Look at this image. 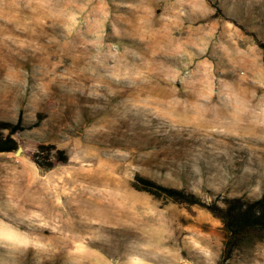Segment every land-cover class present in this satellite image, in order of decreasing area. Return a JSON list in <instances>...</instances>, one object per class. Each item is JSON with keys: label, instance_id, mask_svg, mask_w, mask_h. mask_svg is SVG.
I'll list each match as a JSON object with an SVG mask.
<instances>
[{"label": "rangeland", "instance_id": "1", "mask_svg": "<svg viewBox=\"0 0 264 264\" xmlns=\"http://www.w3.org/2000/svg\"><path fill=\"white\" fill-rule=\"evenodd\" d=\"M18 120L0 264H264V235L223 238L264 195V0H0Z\"/></svg>", "mask_w": 264, "mask_h": 264}, {"label": "trees", "instance_id": "2", "mask_svg": "<svg viewBox=\"0 0 264 264\" xmlns=\"http://www.w3.org/2000/svg\"><path fill=\"white\" fill-rule=\"evenodd\" d=\"M22 127L21 120L17 122L0 121V152L14 151L18 148V141L14 133ZM38 148L55 149L54 145H38ZM59 160L45 163L36 159L31 153L30 158L39 166L52 167L58 163H65L67 157L62 150L56 151ZM44 158V157H43ZM223 238L226 250H232L239 244V237L254 236L262 238L264 235V195L252 201L233 200L223 214Z\"/></svg>", "mask_w": 264, "mask_h": 264}, {"label": "bare ground", "instance_id": "3", "mask_svg": "<svg viewBox=\"0 0 264 264\" xmlns=\"http://www.w3.org/2000/svg\"><path fill=\"white\" fill-rule=\"evenodd\" d=\"M13 14V13H12ZM8 16V15H7ZM6 18V17H5ZM9 19V18H8ZM12 32V31H11ZM12 34V33H11ZM14 36V35H13ZM55 41V40H54ZM55 44V43H54ZM192 115V114H191ZM243 129H244V127H243ZM261 129V128H260ZM21 193V192H20ZM9 199H10V197H9ZM35 205H36V203H35ZM39 205V204H38ZM134 205V204H133ZM53 209H55V208H53ZM51 211V210H50ZM58 212V211H57ZM62 212V211H61ZM84 212V211H83ZM56 213V212H55ZM150 213V212H149ZM123 214V213H122ZM136 214V213H135ZM125 215V214H124ZM137 215V214H136ZM168 217V216H167ZM105 219V218H104ZM128 220H130V219H128ZM129 223V222H128ZM131 224V223H130ZM153 224V223H152ZM135 225V224H134ZM139 227V226H138ZM2 230V229H1ZM6 230V229H5ZM4 230V231H5ZM159 230V229H158ZM140 233V232H139ZM11 241V240H10ZM14 245V244H13Z\"/></svg>", "mask_w": 264, "mask_h": 264}]
</instances>
